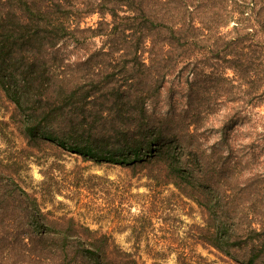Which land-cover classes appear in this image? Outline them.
I'll return each instance as SVG.
<instances>
[{
	"label": "trees",
	"instance_id": "16d2710c",
	"mask_svg": "<svg viewBox=\"0 0 264 264\" xmlns=\"http://www.w3.org/2000/svg\"><path fill=\"white\" fill-rule=\"evenodd\" d=\"M0 89L29 147L149 166L210 208L211 188L238 176L214 163L203 133L217 123L227 139L264 110V0H0ZM258 120L264 128V111ZM16 165L0 159V264H145L108 235L44 211ZM216 216L199 239L240 264H264V222L242 228ZM176 262L215 264L186 253Z\"/></svg>",
	"mask_w": 264,
	"mask_h": 264
},
{
	"label": "rangeland",
	"instance_id": "374dc122",
	"mask_svg": "<svg viewBox=\"0 0 264 264\" xmlns=\"http://www.w3.org/2000/svg\"><path fill=\"white\" fill-rule=\"evenodd\" d=\"M97 18L95 13L85 21L93 24ZM233 24L230 21L221 30ZM101 40L93 38V45L100 46ZM223 109L224 105H215L214 111L217 114ZM13 111L14 104L0 89V159L17 160L15 174L20 184L37 197L44 211L73 217L108 235L145 264H177L179 253L201 255L215 264H240L241 259H229L203 243L199 228L217 218V213L242 228L259 227L264 222V186L254 177L264 166V128L258 120L264 111L262 106H256L248 118L243 117L227 139L219 138L217 123L203 133L204 148L214 163L228 164L234 170L230 173L238 176L237 185L226 181L225 186L211 188L207 193L210 208L198 204L149 166L98 163L49 142L29 147L12 121ZM254 149L253 159L243 154Z\"/></svg>",
	"mask_w": 264,
	"mask_h": 264
}]
</instances>
